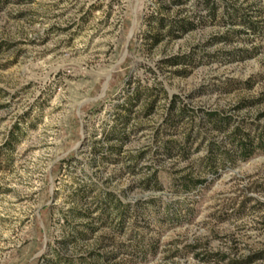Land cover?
<instances>
[{
	"label": "rangeland",
	"instance_id": "374dc122",
	"mask_svg": "<svg viewBox=\"0 0 264 264\" xmlns=\"http://www.w3.org/2000/svg\"><path fill=\"white\" fill-rule=\"evenodd\" d=\"M201 1L0 0V264H264V152L230 142L264 128V0Z\"/></svg>",
	"mask_w": 264,
	"mask_h": 264
},
{
	"label": "trees",
	"instance_id": "16d2710c",
	"mask_svg": "<svg viewBox=\"0 0 264 264\" xmlns=\"http://www.w3.org/2000/svg\"><path fill=\"white\" fill-rule=\"evenodd\" d=\"M182 1L183 0H170V2L174 5H180L183 3ZM198 4H202L201 6H203V8L205 7L208 8V11H209L208 15L210 16L211 19L216 18L217 13L215 11V8L213 7V5L209 4V1L204 0V1L199 2ZM233 14L234 13H228V10L224 11V15L227 18L228 17L231 18ZM222 19H225V17L223 16ZM197 20L198 22H203L202 16H197ZM157 21L159 24V29H165L164 19H158ZM243 24L248 29H250L252 32L257 30V26L254 23H251V21L249 20L243 21ZM193 29H194V26H193L192 20H190V18L184 17L183 19L169 22L168 28L165 29V33L167 37H169L172 40H175V39H178L182 34L188 33L189 31H192ZM149 37L152 40V43H151L152 45H155L158 42L157 35H150ZM187 62L193 63L194 62L193 57L192 56H175L171 59V64L173 65L182 64V63L185 64ZM125 105H126L125 108L127 112L130 113V109H128L127 107H130V108L133 107L131 99L126 100ZM118 116L120 117L121 115H118ZM207 117L212 127L220 133L225 132V130L229 126L228 119L219 118L216 113H210L207 115ZM113 134L114 133H111L112 136ZM227 137L229 138L230 136L228 135ZM230 142L233 145V149L231 150L232 153L238 154L237 157H240L243 161L248 160L253 156L254 152L256 151L264 152V128L260 129L257 135L253 137H249L248 135L241 133L240 128L234 129L232 132V140ZM232 153L224 152L222 153L221 157L224 158L223 160L231 162L233 161ZM101 206H100L101 213L106 214L109 209L108 207L109 205H107V203L103 204V202H101ZM128 207L129 205L128 206L121 205L119 201H117L114 205V208L117 211H120L121 208L125 209L120 213L121 214L120 223H119L120 227H123L125 223V220H126L125 211L128 209ZM169 222H172L171 219H169ZM132 240L134 242L133 246L135 248H140V246H144L142 237L138 238V235H135L133 236ZM57 260L58 262L62 261L64 264H74V261L68 257H65V255H57Z\"/></svg>",
	"mask_w": 264,
	"mask_h": 264
}]
</instances>
